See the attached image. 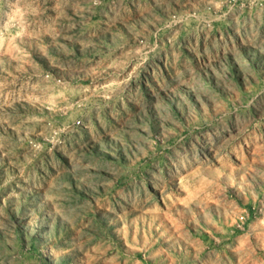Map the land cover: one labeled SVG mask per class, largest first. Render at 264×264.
<instances>
[{"label":"rangeland","instance_id":"obj_1","mask_svg":"<svg viewBox=\"0 0 264 264\" xmlns=\"http://www.w3.org/2000/svg\"><path fill=\"white\" fill-rule=\"evenodd\" d=\"M0 264H264V0H0Z\"/></svg>","mask_w":264,"mask_h":264}]
</instances>
